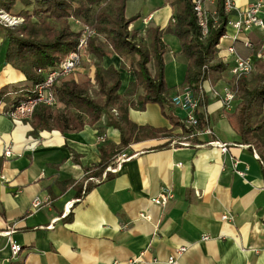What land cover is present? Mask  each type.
Masks as SVG:
<instances>
[{
  "label": "crops",
  "instance_id": "1",
  "mask_svg": "<svg viewBox=\"0 0 264 264\" xmlns=\"http://www.w3.org/2000/svg\"><path fill=\"white\" fill-rule=\"evenodd\" d=\"M148 1L150 9L141 26L130 25L142 37L147 28L164 30L173 15L165 0L160 5ZM255 1L232 0L230 22L236 20L237 11ZM205 9L214 13L215 5L207 4ZM260 18L264 22V12ZM263 33L253 28L236 35L227 25L217 58H227L229 69L233 57L227 49L234 47L237 55L254 62V71L246 77L251 79L258 71L256 62L264 63V58H258ZM5 36L2 25L0 264H127L133 260L136 264H168L180 247L187 250L177 264H264V166L253 150L239 144L229 123L235 102L224 114L221 104L209 96L206 112L215 137L191 140L187 147L171 145L184 134L179 127L173 128L157 104H147L142 111L129 109L128 119L136 125L170 130L169 149L149 150L166 139L130 145L107 166L116 169L109 172L114 177L84 194L100 162L99 149L117 146L119 132L106 127L102 118L76 133L42 131L32 136L27 121L14 123L6 117L5 112L25 97L31 84L5 64ZM232 37H237L235 42ZM162 41L168 48L165 82L173 96L182 89L186 63L174 36L166 34ZM120 65L115 55L102 60L103 68L113 66L120 71L122 96L134 79ZM77 73L82 74L83 68ZM229 80L227 71L214 85L205 81V87L220 89ZM173 114L182 122L175 108ZM99 136L105 141L99 142ZM210 140L226 144V153L203 144ZM122 157L126 159L119 162ZM166 188L172 192L166 206L153 204L151 200ZM34 198L42 202L37 210L31 208ZM224 214L232 221H222ZM11 242L21 248L16 256L11 255Z\"/></svg>",
  "mask_w": 264,
  "mask_h": 264
},
{
  "label": "trees",
  "instance_id": "2",
  "mask_svg": "<svg viewBox=\"0 0 264 264\" xmlns=\"http://www.w3.org/2000/svg\"><path fill=\"white\" fill-rule=\"evenodd\" d=\"M127 1L0 0V14L23 20L16 28L0 21V26L3 25L6 30L5 64L19 71L31 84L25 97L17 101L13 108L33 95V87L42 82L39 70L59 67L68 54L75 51L80 34L71 29L70 19L96 33L87 40L86 48L87 55L95 61L92 65L93 83L87 77L79 82H55L53 93L61 110L39 105L28 121L32 136L42 131L76 133L85 126L96 125L102 118L106 127L119 132L117 146L99 149L100 162L95 166L91 180L85 184L84 194L103 180L114 177L106 168L130 145L166 139L168 141L149 150L169 149L171 131L136 125L128 119L129 109L142 111L147 104H157L173 128L179 127L183 134L193 131L173 114L170 90L165 82L164 55L168 48L162 41L164 35L170 34L178 40L180 55L185 60L182 89L189 87L197 92L202 83L209 81L214 85L228 71V64L217 58V46L230 23L229 13L224 11L225 0L217 1L215 15L209 13L205 37L197 24L192 0H165L173 9L171 22L164 30L147 28L143 37L134 29L129 30L130 25L140 17H125ZM212 18H216L215 23ZM113 55L121 59L120 69L127 71L134 79L122 96L119 95L120 71L113 66H102V60ZM256 64L258 71L251 79L239 80L236 105L228 120L238 136L239 144L253 150L264 166V63L259 61ZM94 87L96 90H93ZM113 109L116 114L112 112ZM199 123V128H203L201 116ZM2 165L1 158L0 171Z\"/></svg>",
  "mask_w": 264,
  "mask_h": 264
},
{
  "label": "built area",
  "instance_id": "3",
  "mask_svg": "<svg viewBox=\"0 0 264 264\" xmlns=\"http://www.w3.org/2000/svg\"><path fill=\"white\" fill-rule=\"evenodd\" d=\"M218 0H192V8L197 20V24L200 27L201 34L205 37L208 33V19H210L209 12L206 11L205 5H215ZM225 13H231L234 11L232 0H225L224 2ZM264 12V0H256L252 5L246 9L236 12V20L230 22L228 26L232 27L236 35L245 34L253 28L264 30V22L260 18V15ZM215 15V13H212ZM6 14L1 13L0 17ZM8 16V15H7ZM9 17V16H8ZM14 19V18H9ZM3 20V19H1ZM214 23L216 18H212ZM5 21L8 26L10 25L8 20ZM95 35V32L88 29H84L82 36L79 39L75 51L68 54V56L62 61L59 67L54 69L39 70L38 73L42 76V82L36 84L33 87V95L28 96L26 101L19 103L12 110L5 112V116L8 117L14 123L28 122L32 119L33 113L37 106L43 105L46 107H55L57 105L56 97L53 93V87L57 80L74 75L81 68L83 56L85 55L87 48V40ZM237 37H232V41L235 42ZM247 47H250L249 43H245ZM228 56L233 57V65L228 69L230 80L222 88L217 89L214 86L208 85L205 87L206 82L202 83L197 92H194L189 87H185L180 92L170 96L172 106L181 114L183 125L187 129H192L189 134H184L177 140H172V146L187 147L189 141L196 140L203 137H209L213 139L215 137L213 128L209 124L206 102L208 97H212L221 104L222 112L228 113L232 110V106L236 100L237 84L240 79L246 78L254 71V62L249 57H241L237 55L234 47L227 49ZM258 58H264V33L262 36V43ZM223 63L228 61L227 58L221 60ZM116 114L115 109L112 110ZM199 116L204 120L203 128H199ZM99 142H104V136L98 137ZM206 146H215L220 149L222 154L226 153V144H220L215 140L203 143ZM9 155V152H5ZM126 158H118L124 160ZM120 162V161H119ZM179 166V165H178ZM108 172L115 173L116 169L110 167L107 168ZM239 175H243L239 173ZM172 197L170 188L164 189L156 198L152 199V203L165 207L168 200ZM42 205L39 198H34L31 202L32 210H37ZM144 219L147 217L141 216ZM232 217L228 214L221 216L222 221H232ZM20 246L11 242L10 250L11 255L16 256L20 252ZM187 250L186 247H180L175 250L174 254L168 259V264H177V258ZM137 260L128 262L127 264H136ZM114 264H119L115 262Z\"/></svg>",
  "mask_w": 264,
  "mask_h": 264
},
{
  "label": "rangeland",
  "instance_id": "4",
  "mask_svg": "<svg viewBox=\"0 0 264 264\" xmlns=\"http://www.w3.org/2000/svg\"><path fill=\"white\" fill-rule=\"evenodd\" d=\"M162 2V0H153L152 3L155 5H160V3ZM150 4L148 0H128L127 4H126V9H125V17L127 19H131L133 17L139 16L140 18L138 20H136V26L140 27L142 24V19L147 17V11L150 9ZM9 18H14V19H21L19 17H12L9 15ZM1 22H3V24H7L5 21L1 20ZM22 23L17 24V25H13L12 28H16L18 26H20ZM69 24L72 30L77 31L80 34V37L82 36V32L84 29H88L90 30L87 26H83L81 25L78 21L70 19L69 20ZM8 26V25H7ZM129 30H132L131 27H129ZM90 31H94V30H90ZM95 32V31H94ZM96 34V33H95ZM80 39V38H79ZM178 42V40H177ZM179 45V43H178ZM94 59L87 55V53L85 52V55L83 56V61L81 64V68H83V73L79 74V73H75L72 76L66 77V78H62L59 79L60 81L62 80H73L74 82H79L81 81V79L83 77H87V79L93 83V64H94ZM80 68V69H81ZM79 69V70H80ZM57 80V81H59ZM59 81V82H60ZM93 90H96L95 87ZM55 110H61V106L57 105L54 107Z\"/></svg>",
  "mask_w": 264,
  "mask_h": 264
},
{
  "label": "clouds",
  "instance_id": "5",
  "mask_svg": "<svg viewBox=\"0 0 264 264\" xmlns=\"http://www.w3.org/2000/svg\"><path fill=\"white\" fill-rule=\"evenodd\" d=\"M0 19L3 20H8L10 25H17L23 22L22 18L21 19H9V17L7 15H4L3 17H0Z\"/></svg>",
  "mask_w": 264,
  "mask_h": 264
}]
</instances>
